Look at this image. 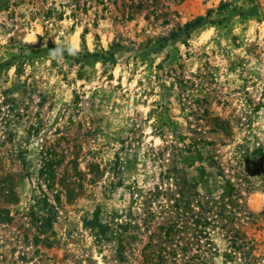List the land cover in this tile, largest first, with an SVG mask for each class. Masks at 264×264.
<instances>
[{
  "label": "rangeland",
  "instance_id": "rangeland-1",
  "mask_svg": "<svg viewBox=\"0 0 264 264\" xmlns=\"http://www.w3.org/2000/svg\"><path fill=\"white\" fill-rule=\"evenodd\" d=\"M73 37L77 54L51 57ZM213 117L227 135L211 132ZM171 121L213 142L211 179L188 169L202 196L216 191L218 164L233 182L251 176L237 163L246 148L264 153V0H1L0 207L11 219L0 221V264H142L143 211L172 182L153 156ZM260 162L255 188H236L245 245L226 260L215 231L206 264H264ZM94 218L131 219L120 254L117 240L97 241Z\"/></svg>",
  "mask_w": 264,
  "mask_h": 264
},
{
  "label": "trees",
  "instance_id": "trees-1",
  "mask_svg": "<svg viewBox=\"0 0 264 264\" xmlns=\"http://www.w3.org/2000/svg\"><path fill=\"white\" fill-rule=\"evenodd\" d=\"M209 120L213 123L211 132H221L224 136L227 135V122L218 117ZM180 130L179 124L175 121H171L166 129L160 128L159 131L169 133L172 139L170 142L166 141V144L158 147L157 150L153 149V156L158 160V163L161 166L165 165L160 176L166 177L172 182L169 188L160 189L157 187L150 194V205L159 196L164 197L163 202L156 200L161 204L158 205L159 209L143 211L144 217L141 218V224L144 229L151 227V231L147 243L142 248V264H206L205 262L208 263L210 256L214 254L212 234L215 231L223 233L229 243L228 251L224 253V256L226 260H232L236 252L241 250V246L245 245L238 229L234 226L237 214L244 217L249 216L241 209V204L238 201L243 200L244 197L236 188L244 184L247 185L243 188L245 192L255 188V178L250 180V177H256L254 175H259L262 171L260 159L264 158L263 148L258 146L251 152H248L247 148L245 151L242 150L241 159L237 163L240 167L238 175L243 173L251 176H234L235 182L228 178L225 170L218 164L216 175H218L219 182L216 185V191L206 197L199 193L194 178L189 177L188 169L192 168L191 173L195 171L200 179H211L203 162L206 159L205 155L209 154L207 148L213 142L202 137L186 136ZM193 132L197 134L196 130ZM237 146L245 145L238 144ZM184 153H187V156L182 158ZM42 154L41 173L53 164L51 151L46 149L42 151ZM50 174L54 175V171L51 170ZM259 177L264 182V176ZM230 205L235 209L228 210L227 207ZM0 213L2 214L1 222H8L11 219L7 209L0 207ZM86 224L93 231L97 241L117 240L118 248L120 247L119 254L123 248L121 245L123 233L129 227H134L131 219L124 223H117L115 220L102 223L94 218L86 221Z\"/></svg>",
  "mask_w": 264,
  "mask_h": 264
},
{
  "label": "clouds",
  "instance_id": "clouds-1",
  "mask_svg": "<svg viewBox=\"0 0 264 264\" xmlns=\"http://www.w3.org/2000/svg\"><path fill=\"white\" fill-rule=\"evenodd\" d=\"M36 38L37 37H33L32 39H36ZM65 52L71 53L73 55L77 54L78 46L76 39L74 37L65 38L63 40L55 42V47L49 49V54L51 55V57L57 59H62Z\"/></svg>",
  "mask_w": 264,
  "mask_h": 264
}]
</instances>
